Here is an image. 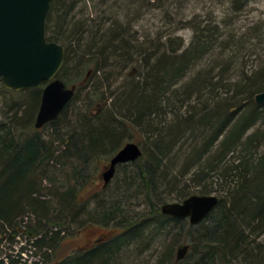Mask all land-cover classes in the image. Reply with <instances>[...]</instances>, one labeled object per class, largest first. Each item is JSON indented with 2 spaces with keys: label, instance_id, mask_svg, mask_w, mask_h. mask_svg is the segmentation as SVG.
<instances>
[{
  "label": "trees",
  "instance_id": "1",
  "mask_svg": "<svg viewBox=\"0 0 264 264\" xmlns=\"http://www.w3.org/2000/svg\"><path fill=\"white\" fill-rule=\"evenodd\" d=\"M121 1L127 2L126 7L121 6L122 4L115 5L118 0H113V4H107V10H103L99 16L102 8L97 10V5L88 6L89 0H85L88 16L80 17L81 19L78 20L76 19L78 17L77 5L68 4L65 0H53L46 20V36L50 42H56L65 47L64 64L59 73L61 80L68 76L67 70L77 63L76 70L80 76H82V72L87 73L89 68L93 67L92 75L102 72L106 74L107 70L111 71V75L107 76L110 81L118 80L117 73L134 62L139 63L142 71L147 74L143 83L137 82L130 88V94L123 98L121 96L120 118L123 124H127L126 116L134 115L135 119L129 124H136L143 128L142 131L147 135V138L149 136L154 147L160 152V157L154 155L146 160V155L143 154L137 161L142 162L140 169H138V177L147 189L146 203L148 202V206L150 205L154 209L158 205L159 210L150 213L151 217L145 216L140 221L128 219L130 222L128 223L118 220V216L120 218V214L124 212L122 204L113 205L108 210L109 212L103 213L100 222L106 226H110V223L115 224L114 227L119 229V232L92 248L77 251L55 264H116L114 261L115 254L123 245L132 241L135 236H140L139 230L144 224L155 229L163 228L165 230L172 226L177 231H190L196 228L194 231L198 236L197 242L202 245L203 251L201 258L192 264H225L234 256V252L238 255L246 253L250 256L249 260L254 261L256 258L255 251L250 249L249 244L245 247L246 249L243 248V245L249 243L251 237L256 238L264 232V156H257L256 142L258 141H256L255 134L249 136L245 143L240 142L237 138L240 130L248 127L254 120L261 118L264 114V103L255 106L250 113L244 114L243 110L246 108L244 102L231 105L219 101L221 95L218 92L228 88L229 85L223 84L220 80V82L212 81L211 84H208L209 77H202L200 85L205 89L208 87L207 99L199 96L202 90L195 87L196 79L187 88L185 97L175 91L171 92L172 87L179 85L188 77V73L197 65L199 59L214 49V43L219 38V31L216 27L198 30L196 26L192 25L190 28L194 30V35L191 44L185 52L178 54L176 49L171 48L169 50L163 45L158 47V39H155L153 44L152 42L151 44L147 43V41L140 42V38L132 29L131 22L133 20L128 17L131 8L138 6V4L135 0ZM163 2L170 5L169 0H163ZM122 14L126 15V20H122L124 22L118 20ZM165 42L168 44L167 40ZM207 74L209 75V73ZM210 76L213 75L210 74ZM262 82L263 80L261 81L258 77L251 79L248 83H240L237 85V90H240L237 95L247 93L249 87H254ZM2 90L7 91L0 79V91ZM79 90L80 87L77 88L74 98L63 110L60 117L53 123L61 118H66L67 112L78 97ZM41 94V88L31 90V105L28 107L30 114H32V109L37 100L41 98ZM100 94L91 95V98L92 100L99 99L98 102L102 104L107 99ZM175 94L177 100L173 101ZM196 99V106H188L189 109H185V111V104L191 100L194 102ZM201 100L202 104L200 103ZM199 104L203 106H200L198 109L201 110L198 111L197 105ZM115 109L119 111L118 106H115ZM5 115L7 118L10 117ZM103 117L104 114L97 121L91 123L85 120L82 114L78 115L75 121L76 125L69 129L72 132V149L74 148L76 153L79 152L80 156L77 153V157L85 162L84 166L89 164L86 161L99 146L107 144L109 141H117L118 126L114 125L110 119L105 121ZM170 117L172 120L167 122ZM87 118L89 117L87 116ZM89 120H93V117L90 116ZM232 123V131L229 130L220 141L225 128ZM168 126L169 131L166 130ZM9 132L13 133V130L7 124L0 122V239L7 236V231L10 229L13 230L14 235L19 234V227L24 223L21 212L38 213V211H34L36 207L42 213H46L49 206L46 198H41L45 196L39 194L35 188L36 167L42 145L34 138L21 140L19 143L20 141L14 137L15 133L13 137L4 135V133L9 134ZM190 133L193 137L190 153L186 154L187 152L180 151L177 156H172L177 149L181 148L182 140L186 139V135ZM209 133L213 135L210 141L205 144V138ZM261 136L264 137V135ZM204 144L207 150L210 147L218 150V155L212 163L208 162L206 166H201L200 162L203 161L204 156L201 146ZM251 144L252 147L248 149L247 147ZM181 146L184 147V145ZM239 146L244 147L242 148L243 155L236 159L233 158V160L228 158V153L234 152ZM183 159L189 162L195 161L197 166L195 167L196 171L184 184L183 191L177 194L179 199L187 198L192 195V192H198V194L217 193L219 197L217 206L203 221L204 223H201V226H191L186 220L164 215L161 212V205L167 202L168 197L165 195L159 197L157 194L158 203H155L153 196H150L158 186L161 188L167 184L166 177L173 179L172 185L174 187L181 184L182 179L177 180V175L174 173L177 174L178 165ZM232 161L235 162V166L231 164ZM205 168L209 169L210 172L198 178ZM162 169L165 173H169L162 176ZM55 195L61 204H67L66 207L73 210L71 205L76 204L78 199L76 198L78 197L77 188L63 192L60 187H57ZM70 201L73 203L69 204ZM25 204L27 207L23 208ZM208 220H211L210 226L205 225ZM52 226L58 228V225ZM59 233L60 229L55 230L54 236ZM129 233L134 234L132 236ZM54 236L46 234L37 239L35 244L51 249L54 240H56ZM33 238H38V235H34ZM48 239L51 240L46 243ZM117 239L121 240L117 241ZM189 245L191 248L196 246V244ZM93 254H96L97 257L91 261L90 256ZM188 254L183 260L177 261L174 256V248L172 246L167 247L163 255V263L190 264ZM4 262V260H0V264H4ZM11 264H18V262L12 261Z\"/></svg>",
  "mask_w": 264,
  "mask_h": 264
},
{
  "label": "rangeland",
  "instance_id": "2",
  "mask_svg": "<svg viewBox=\"0 0 264 264\" xmlns=\"http://www.w3.org/2000/svg\"><path fill=\"white\" fill-rule=\"evenodd\" d=\"M65 1L68 4L77 5L78 17L76 19L80 20V17L88 16L85 0ZM135 2L138 6L131 8L128 17L133 20L131 22L132 29L140 38V42L147 41V43L151 44L152 42L153 44L154 40L158 39V47L163 45L169 50L171 48L176 49L178 54H181L191 44L194 35V30L190 28L192 25L196 26L198 30L216 27L219 31V38L214 43V49L199 59L197 65L188 73V77L179 85L172 87L171 92L175 91L185 97L187 88L196 79L195 87L202 90L201 93L199 92V96L207 99L208 87L205 89L200 85L202 77H209L208 84H211L212 81L217 83L220 80L223 84L229 85L228 88L218 92L221 95L220 102L231 105L244 102L246 105L243 110L244 114L250 113L255 106L262 105L256 103L255 97L264 92V0H169L170 5H167L169 3L164 4L163 0H135ZM107 4L112 5L113 0H89L87 2L88 6L97 5V10L102 8L99 16L103 10H107ZM115 5L126 7L127 2L118 0ZM125 16L124 14L120 15L121 18L118 17V20L124 22L122 20H126ZM166 40L168 44L165 42ZM231 46L233 47L231 48ZM76 65H72V68L67 70L68 76L63 79L70 87L72 85H75L76 89L80 87L76 101L67 112L66 118H61L56 123L51 122L41 129L34 127L41 98L35 103L32 114L28 110L31 105L30 93L34 87L20 91L9 89L0 91V122L7 124L13 130V133H4V135L13 137L15 133L14 137L20 141L19 143L21 140L34 138L42 145L36 167L35 188L39 194L45 196L41 198H46L49 205L46 213H42L36 207L34 211H38V213L21 212L24 223L19 227V234L14 235L13 230L10 229L7 231V236L0 239V260H4V264H11L12 261H17L18 264H55L77 251L92 248L119 232V229L114 227L115 224L110 223V226H106L100 222L103 213L109 212L108 210L113 205L122 204L124 212L120 214V218L118 216L119 221L128 219L140 221L143 217L149 218L150 213L159 210L158 205L154 209L152 206H148V202L146 203L147 189L138 177L141 161L119 166L115 177L106 187H104L102 180V173L108 166L110 159L128 142L137 143L143 150V154L146 155V160L154 155L160 157V152L154 147L149 136L147 138V135L142 131L143 128L136 124H129L135 119L134 115L126 116L127 124H123L120 118L121 96L123 98L130 94V88L137 82L143 83L147 74L142 71L139 63L134 62L117 73L118 80L110 81L107 78L111 75L109 70L106 74L102 72L92 75L94 70L91 67L87 73H81L82 77L77 73ZM258 77L261 81L263 80L261 84L249 87L245 94L237 95L240 91L237 90V85L248 83L251 79ZM96 93H101L107 99L106 102L100 104L99 99L92 100L91 95H96ZM199 96L197 95V97ZM197 99L194 102L191 100L186 103L184 110L189 109L188 106H196ZM175 100H177L176 94L173 101ZM201 104L197 105V109L203 106ZM115 106L119 107L120 112L115 109ZM5 114L10 117L7 118ZM81 114L85 120L91 123L97 121L104 114L105 121L110 119L119 129L115 145H111L109 141L107 144L99 146V149L92 153L86 161L89 163L86 166H84L85 162L77 157V153L80 156L79 152L76 153V150L72 149V132L69 130L73 128V125H76V118ZM87 116L89 118L92 116L93 120H89ZM171 120L170 117L167 122ZM232 125L233 123L225 128L220 141L229 130L232 131ZM166 130H170L169 126ZM252 134L256 135L255 138L258 141L256 142L257 156H264V137L261 136L264 135V114L248 127L240 130L237 139L245 143ZM212 135V133L208 134L205 138V144L210 141ZM186 136L187 138H184L181 144L184 147L180 145L181 148L177 149L172 156H177L180 151L187 152L186 154L190 153L193 137L191 133ZM205 144L201 146L204 155L203 161L200 162L201 166H206L208 162L212 163L218 155V150L211 149V147L207 150ZM250 147L252 144L247 148ZM242 148L244 147L239 146L234 152L230 151L228 158L233 160V158L236 159L243 155ZM183 160L178 165L177 174L174 173L177 175V180L182 179L181 184L174 187L172 185L173 179L166 177L169 186L167 184L161 188L158 186L156 191L150 195L153 196L155 203H158L157 194L159 197L161 195L167 196V202L182 200L177 194L183 191L184 184L196 171L195 167L197 166L195 161ZM139 163L140 165H138ZM231 164L235 166L234 161ZM203 171L198 178L210 172L207 168ZM161 172L162 176L169 173H165L163 169ZM233 173L232 175H234ZM57 187H60L63 192L77 188L78 197L76 198L78 199L76 204L71 205L73 210L67 208V204H61L57 199L55 195ZM191 194H198V192ZM210 194L217 195V193ZM71 203L73 202L70 201L69 204ZM26 207L27 204L23 205V208ZM29 208L31 209V206ZM210 224L211 220L205 222L206 226H210ZM52 225H58V228ZM58 229H60V233L54 236L55 230ZM194 230L177 231L172 226L166 230L163 228L155 229L144 224L139 230L140 236H135L132 241L123 245L115 254L114 261L116 264H164L163 255L167 247L172 246L174 248V256L176 257L179 245L189 243L191 245L196 244L194 248L190 247L188 254L190 264L195 263L202 256L203 247L197 242L198 236ZM46 234L56 237L51 249L35 244L37 239ZM129 234L133 236L134 233ZM34 235H38V238H33ZM250 239L249 243L252 242L250 249H253L256 255L254 261L249 260L250 256L246 253L238 255L234 252V256L225 264H264V232L259 237L253 236ZM50 240H46V243H49ZM119 240L121 239H117V241ZM24 248L25 250H23ZM22 251L24 252L21 253ZM96 254L90 256L91 261L96 259Z\"/></svg>",
  "mask_w": 264,
  "mask_h": 264
},
{
  "label": "water",
  "instance_id": "3",
  "mask_svg": "<svg viewBox=\"0 0 264 264\" xmlns=\"http://www.w3.org/2000/svg\"><path fill=\"white\" fill-rule=\"evenodd\" d=\"M52 0H0V78L5 88L23 90L41 87V104L34 126L39 129L57 120L75 96L76 87H67L58 78L63 66L65 48L46 37V20ZM258 104L264 103V92L256 95ZM141 147L126 143L110 160L103 172L105 185L109 184L118 165L138 161ZM215 194H193L182 201L166 202L161 212L178 219H188L191 226L202 223L217 206ZM189 244L179 246L177 261L183 260Z\"/></svg>",
  "mask_w": 264,
  "mask_h": 264
},
{
  "label": "bare ground",
  "instance_id": "4",
  "mask_svg": "<svg viewBox=\"0 0 264 264\" xmlns=\"http://www.w3.org/2000/svg\"><path fill=\"white\" fill-rule=\"evenodd\" d=\"M255 100H256V97H255ZM115 143H116V140L115 141H113V142H111V145H115ZM99 148H97L96 149V151L98 150ZM136 220H138V219H135L134 221H136ZM128 223H130L129 222V220H126ZM127 222H125L126 224H127ZM262 234V233H261ZM259 237V236H258ZM249 244V246L250 245H252V242H250V243H246L245 245H243V247H246L247 245Z\"/></svg>",
  "mask_w": 264,
  "mask_h": 264
}]
</instances>
